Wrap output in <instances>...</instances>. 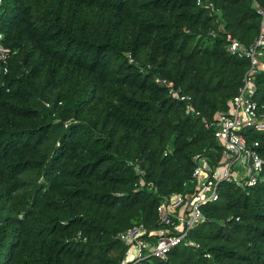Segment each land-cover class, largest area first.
Returning a JSON list of instances; mask_svg holds the SVG:
<instances>
[{
	"label": "trees",
	"instance_id": "1",
	"mask_svg": "<svg viewBox=\"0 0 264 264\" xmlns=\"http://www.w3.org/2000/svg\"><path fill=\"white\" fill-rule=\"evenodd\" d=\"M0 1L11 51L0 69V264H119L117 234L151 232L160 199L185 191L193 157L219 156L202 121L228 108L249 65L226 35L249 47L264 0H210L211 10L196 0ZM156 78L191 96L200 117ZM255 89L264 111V72ZM241 133L264 159V131ZM202 211L189 233L198 250L145 264H264V170L247 190L220 185Z\"/></svg>",
	"mask_w": 264,
	"mask_h": 264
},
{
	"label": "built area",
	"instance_id": "2",
	"mask_svg": "<svg viewBox=\"0 0 264 264\" xmlns=\"http://www.w3.org/2000/svg\"><path fill=\"white\" fill-rule=\"evenodd\" d=\"M196 5L204 9L213 8L210 0H196ZM257 13L261 17L259 34L249 47H244L230 34L226 35L229 53L249 63L237 94L231 98L225 111L217 112L211 121H202L203 126L213 133L220 148L219 156L212 159L205 154H197L193 157L194 167L190 179L183 183L185 191L171 193L160 199L156 207V228L151 232L143 224H135L117 234L116 238L125 246L119 264L165 260L178 246L198 250L199 244L189 238V233L205 222L202 208L219 200L220 185L231 184L247 190L261 179L264 159L258 152V142L248 144L241 133L244 129L264 131L263 107L255 100V77L264 72V12L258 10ZM3 38L0 33V69L6 72L5 66L11 51L3 45ZM154 82L167 89L173 100L184 105L186 116L200 117L191 96L181 88L160 78ZM134 171L138 176L137 185L145 187L142 169L134 165ZM148 188L156 191L151 184Z\"/></svg>",
	"mask_w": 264,
	"mask_h": 264
}]
</instances>
